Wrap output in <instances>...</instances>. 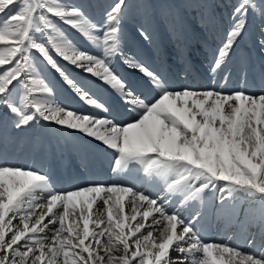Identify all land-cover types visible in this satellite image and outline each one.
<instances>
[{"label": "snow or ice", "instance_id": "1", "mask_svg": "<svg viewBox=\"0 0 264 264\" xmlns=\"http://www.w3.org/2000/svg\"><path fill=\"white\" fill-rule=\"evenodd\" d=\"M128 8L111 0L97 24L63 0H0V136L9 123L48 126L112 151V172L133 174L57 189L44 167L0 162V264H264V249L204 234L209 207L237 221L258 208L264 234V88L173 86L127 47ZM257 14L264 0H235L210 72ZM137 31L153 43L149 26Z\"/></svg>", "mask_w": 264, "mask_h": 264}, {"label": "rangeland", "instance_id": "2", "mask_svg": "<svg viewBox=\"0 0 264 264\" xmlns=\"http://www.w3.org/2000/svg\"><path fill=\"white\" fill-rule=\"evenodd\" d=\"M229 1H232L233 3H230ZM63 2L73 3L82 7V9L84 10L87 17L90 20L96 22L97 24H102L104 20L105 12L108 9L109 4L111 3V0H63ZM128 3H129V8L126 12L124 20L122 21V32L124 37L127 38L126 41H129L130 47L136 44H137L136 47H139L138 43L142 42V38L139 36L137 30L141 24H145L151 28L154 34V39L152 43L153 45L152 44H148V45L151 46V48L152 47L155 48L160 46V43H158L159 41H164L167 44L168 42L165 38L170 37L172 39V36H174L175 32L176 33L178 32L180 34L183 33V38H186L187 36L189 37L190 32L193 31L192 25H198L196 23H198L199 21H196V18H199L200 16H201L200 18L203 19L202 20L203 28L205 29L204 33H206L205 40L206 37H208L209 35H211L210 33H212L214 36H218V39H221L220 41L222 42L225 36V31L229 25L230 13L232 11V5L235 3V0H128ZM227 10L230 11L228 12ZM262 27H264V19H262L259 14L249 16V21L246 30L243 33V38L248 40L245 47H247L249 43L252 46L253 43L254 44L253 48H255L256 51L264 52V49L262 50L261 47L259 46V42L261 40ZM61 28L66 32V34H68L71 38H73L80 47L85 49L89 48L90 43L87 42L86 39L82 37L78 32L70 28H67L66 26L63 25H61ZM178 28L180 29L179 31ZM191 35L195 36L196 33ZM137 36L138 38L135 39V37ZM243 38L241 39V41L243 40ZM193 41L194 40L190 36V40L188 42V48L186 49L185 53H188L189 50H191L196 45ZM211 41L214 42V39H211ZM221 42H216V44H214V49H217ZM198 44H201V42H198ZM237 45L239 44L237 43ZM146 46L147 44L145 45V48ZM153 48L150 50V52H153ZM198 48H201V46L199 45ZM129 49L132 50V48ZM201 52L205 53V49L202 48ZM215 52L216 50L212 52V55H214ZM185 53H183L182 55H185ZM259 54L261 55L263 53H259ZM139 55L144 58L145 56H150V53L144 55V53L142 54L139 51ZM241 56L239 55L235 56L237 57L236 58L237 63L238 64L242 63L245 66V68L248 69L250 62L253 63L254 60L251 58L249 59L246 56L244 57L243 60ZM181 59L188 60L189 57L188 58L184 57ZM195 63H197V61ZM169 64L171 65V63ZM119 65H121L120 67L121 69H123L122 67H125L122 63ZM164 67L166 66L164 65ZM123 71L125 72V69ZM184 72L192 76L194 73V71L191 68H189V71L185 70ZM168 81L171 83V80L168 79ZM179 83L180 81L172 85L177 87ZM202 87L203 86H201V89H206L205 87L203 88ZM77 101L78 100H75V102ZM45 130L47 131L51 130L55 132L56 129L47 127L45 128ZM29 131H31V128H28L25 131L24 130L16 131L15 133L21 135L23 132L28 133ZM30 136H28L27 138H30ZM76 136L77 137L74 138H79V139L81 138L80 140L84 138L78 135ZM74 138L68 136L69 140H73ZM32 165L34 167H40L39 163H36L35 164L36 166L34 164ZM209 240L212 241L211 239ZM246 246L254 249L256 248L264 249L263 247L264 245L253 247V245L251 246L249 244H246Z\"/></svg>", "mask_w": 264, "mask_h": 264}, {"label": "bare ground", "instance_id": "3", "mask_svg": "<svg viewBox=\"0 0 264 264\" xmlns=\"http://www.w3.org/2000/svg\"><path fill=\"white\" fill-rule=\"evenodd\" d=\"M229 2L233 3L232 1H229ZM227 11L229 12L230 10H227ZM200 17L196 18V21H199L198 23H196L198 25H192L193 31L190 32L189 37L187 36L188 40H187V37L183 38V33L180 34L178 32L176 33L175 31H174L175 34H174V36H172V39L170 37L165 38L168 42L167 44H165L166 47H162L165 50V58H164L165 66L170 65L169 63H171V65L173 67L171 70H168L169 75H168L167 79L172 80V79L177 78V76H178L177 71L179 69V66H178L177 57H176L175 52L180 51V53H181V54H179L180 58H184V57L188 58V56H187L188 53H185V51L188 48V42L190 40V36L194 40L193 42L196 44L195 46L199 45L198 42L202 43L203 41H205V43H206L207 40H205L206 33H204L205 29L203 28V22H202L203 19ZM179 30L180 29L178 28V31ZM195 33H196L195 36L191 35V34H195ZM210 34L211 35H209L208 38H206V39H209L210 41H211V39H214V42H212L213 44H216V42H221L220 41L221 39H218V36H214L212 33H210ZM202 39H204V40H202ZM126 43H127V47L132 48V51L139 53L140 49H139V47H136L137 44L132 45L130 47L129 41H126ZM205 45H207V43ZM245 46L246 45H244V44L243 45L239 44L236 46V49H238V51H240L242 53L241 54L242 56L241 55L240 56L242 57L243 60H244L245 56L247 58H249V59L251 58L253 60H255V57H257V59H262L264 57L263 54H261V55L258 54V51H256L255 48H253L250 43L247 47H245ZM146 48L149 49V48H151V46H149L147 44ZM162 48H160V49H162ZM190 48H192V47H190ZM160 49H158V55H159ZM150 50L151 49H149V52H150ZM251 50H253V51H251ZM149 52L147 54H149ZM183 53H185V55H182ZM144 55H146V54H144ZM171 56H173V58H171ZM259 56H262V57H259ZM237 57H235V59ZM162 60H163L162 57H160L159 61H162ZM240 64H242V63H239V65ZM252 65H253L252 62H250L249 67H252ZM120 67H121V65H119V68ZM120 70H122V69L120 68ZM187 71H189V69H187ZM261 72H264V69ZM184 76H185V78H191L192 77V75H190V74H185ZM181 83L182 82L180 81V83L177 86L178 88L181 87V86H179V85H182ZM184 85L189 86L186 84H184ZM191 87L194 88L193 84H191ZM198 89H201V87L199 86ZM75 100L76 99L73 98L70 101L73 104V106L86 108V106L83 105L81 102H79V101L75 102ZM48 131L53 132L51 130H48ZM53 133L56 134L59 139L65 138L64 136H62L60 134V132L58 130H55V132H53ZM68 136L65 139H68ZM74 137H77V136L74 135L71 138H74ZM73 140L78 141L80 139L74 138ZM83 140H85V139H83ZM60 145H62V143ZM60 149H62L61 146H59V149H57V152H56L58 156L62 155V152ZM76 151H78V152L75 154L76 155L75 158L71 159V161L74 162L73 163L74 169L76 170V172H80L82 170L88 169L89 166L82 167L83 164L86 163V159L83 157L84 153L82 151H80L79 149H77ZM101 156H102V160L100 161L99 165L94 168V170L95 171H98L99 169L102 170V167H103V169L105 171L104 173L106 174L104 183H112V182H116V181L132 182L133 174L125 175V174L121 173L120 175H117V174L112 173L111 165H112V163H114V153L112 151L102 148ZM13 159L14 160L11 161V164H13V165H17V163H18L21 166H24V165L33 166L32 164H34V165L36 164V163H34L35 160L32 162L31 158H29V157H23V156L19 157V155H15ZM28 160H30V161H28ZM47 161H50V158L47 159ZM64 165L67 166V161H65ZM43 166L44 165L40 164V167H43ZM46 170L48 171V169H46ZM65 171H67V169H64V172ZM82 177L83 176H81L77 179L78 183L80 182L81 185L89 183L87 179H90L91 177H89V178L85 177V176L83 178ZM55 182H57V181H55ZM55 182H51V184L54 188H57L54 185ZM74 185H77V184H75L74 182H68L66 184V186H67L66 189H71V187ZM57 189H61V188L58 187ZM246 207H250V206L246 205ZM252 212L255 213V216L257 218L256 220L252 219L251 215H248V216L241 215L239 221H237L236 218L232 215L230 210L212 209L210 231H209L208 236H205V237L208 240L212 239L215 242L231 240V243L239 246L242 251L249 252V253L259 252L261 249H258V248L254 249V248H249L248 246H246V244H247L246 240L248 238H254L255 243L253 244V247L264 245V234H262V230L259 228L258 223H257L258 216H259V209L253 208ZM214 233H217L216 237H213Z\"/></svg>", "mask_w": 264, "mask_h": 264}]
</instances>
